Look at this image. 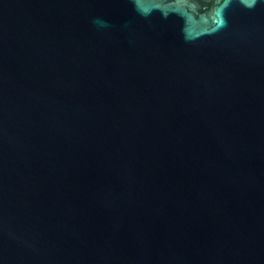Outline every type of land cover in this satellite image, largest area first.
I'll return each mask as SVG.
<instances>
[{"label": "water", "instance_id": "1", "mask_svg": "<svg viewBox=\"0 0 264 264\" xmlns=\"http://www.w3.org/2000/svg\"><path fill=\"white\" fill-rule=\"evenodd\" d=\"M0 264H264V0H0Z\"/></svg>", "mask_w": 264, "mask_h": 264}]
</instances>
